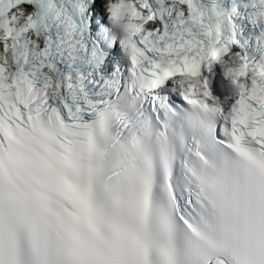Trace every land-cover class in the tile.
Listing matches in <instances>:
<instances>
[{"label": "snow or ice", "instance_id": "snow-or-ice-1", "mask_svg": "<svg viewBox=\"0 0 264 264\" xmlns=\"http://www.w3.org/2000/svg\"><path fill=\"white\" fill-rule=\"evenodd\" d=\"M251 7L240 42L219 0H0V264H264Z\"/></svg>", "mask_w": 264, "mask_h": 264}]
</instances>
